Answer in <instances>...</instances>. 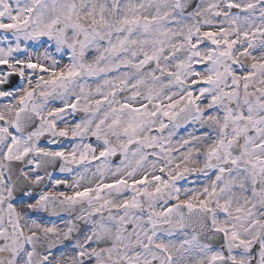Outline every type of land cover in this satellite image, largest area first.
I'll use <instances>...</instances> for the list:
<instances>
[{"label":"snow or ice","instance_id":"snow-or-ice-1","mask_svg":"<svg viewBox=\"0 0 264 264\" xmlns=\"http://www.w3.org/2000/svg\"><path fill=\"white\" fill-rule=\"evenodd\" d=\"M0 264H264V0H0Z\"/></svg>","mask_w":264,"mask_h":264}]
</instances>
